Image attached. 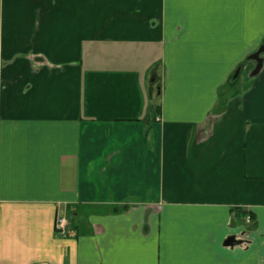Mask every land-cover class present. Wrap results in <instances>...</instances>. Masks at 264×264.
Instances as JSON below:
<instances>
[{"label": "crops", "instance_id": "crops-1", "mask_svg": "<svg viewBox=\"0 0 264 264\" xmlns=\"http://www.w3.org/2000/svg\"><path fill=\"white\" fill-rule=\"evenodd\" d=\"M260 48L264 0H0V264H264Z\"/></svg>", "mask_w": 264, "mask_h": 264}, {"label": "water", "instance_id": "water-1", "mask_svg": "<svg viewBox=\"0 0 264 264\" xmlns=\"http://www.w3.org/2000/svg\"><path fill=\"white\" fill-rule=\"evenodd\" d=\"M264 53V48H260L258 50V52H256L255 54H253L252 56V59L256 62L257 66H256V70H255V73L254 74H257L262 66H263V62H264V59L261 57V55ZM239 71L240 70H237V72L235 73V76L234 78H237L238 77V74H239Z\"/></svg>", "mask_w": 264, "mask_h": 264}, {"label": "built area", "instance_id": "built-area-1", "mask_svg": "<svg viewBox=\"0 0 264 264\" xmlns=\"http://www.w3.org/2000/svg\"><path fill=\"white\" fill-rule=\"evenodd\" d=\"M68 227V221L64 217H57L55 228L57 232L65 233Z\"/></svg>", "mask_w": 264, "mask_h": 264}, {"label": "trees", "instance_id": "trees-1", "mask_svg": "<svg viewBox=\"0 0 264 264\" xmlns=\"http://www.w3.org/2000/svg\"><path fill=\"white\" fill-rule=\"evenodd\" d=\"M158 108H159V106H156V111H158V110H159Z\"/></svg>", "mask_w": 264, "mask_h": 264}]
</instances>
